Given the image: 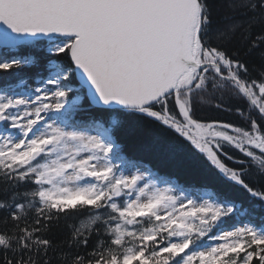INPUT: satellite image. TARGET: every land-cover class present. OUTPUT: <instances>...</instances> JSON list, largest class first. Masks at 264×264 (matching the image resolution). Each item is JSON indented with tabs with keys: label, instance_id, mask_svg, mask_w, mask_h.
I'll list each match as a JSON object with an SVG mask.
<instances>
[{
	"label": "snow or ice",
	"instance_id": "1",
	"mask_svg": "<svg viewBox=\"0 0 264 264\" xmlns=\"http://www.w3.org/2000/svg\"><path fill=\"white\" fill-rule=\"evenodd\" d=\"M0 264H264V0H0Z\"/></svg>",
	"mask_w": 264,
	"mask_h": 264
}]
</instances>
